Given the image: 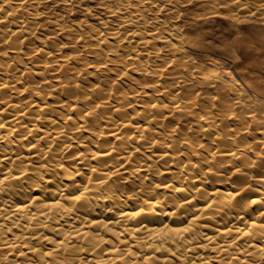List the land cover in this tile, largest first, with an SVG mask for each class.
<instances>
[{"label": "bare ground", "instance_id": "1", "mask_svg": "<svg viewBox=\"0 0 264 264\" xmlns=\"http://www.w3.org/2000/svg\"><path fill=\"white\" fill-rule=\"evenodd\" d=\"M82 1L0 0V264H264V100L185 33L264 0Z\"/></svg>", "mask_w": 264, "mask_h": 264}, {"label": "rangeland", "instance_id": "2", "mask_svg": "<svg viewBox=\"0 0 264 264\" xmlns=\"http://www.w3.org/2000/svg\"><path fill=\"white\" fill-rule=\"evenodd\" d=\"M81 4L83 6L74 4L71 14L66 15L68 21L79 20L86 16L82 20H88L89 24L96 25V19L104 18L95 0H83ZM204 7L205 5L199 0H193L187 6L180 5L179 8L183 15L180 19L181 25L191 24L195 15H202L205 12ZM82 8H87L88 13L80 12ZM54 12L61 13L62 9L56 7ZM244 23L235 25L223 16L199 17L194 29L185 27V33L191 43V45H186V51L197 59L195 63L198 62L199 66H207L210 59L216 60L224 69L230 70V73L235 76L233 78L240 80L241 85L246 87L250 93L252 92L251 94L264 100V41L262 40L264 25L256 19ZM236 38L243 42L237 48L231 45Z\"/></svg>", "mask_w": 264, "mask_h": 264}, {"label": "snow or ice", "instance_id": "3", "mask_svg": "<svg viewBox=\"0 0 264 264\" xmlns=\"http://www.w3.org/2000/svg\"><path fill=\"white\" fill-rule=\"evenodd\" d=\"M262 7H264V5H262ZM253 15H254V13H253ZM0 127H2V126H0ZM75 199H79V197H74ZM262 223H264V221H262ZM190 229H184V231H189ZM247 234V233H246Z\"/></svg>", "mask_w": 264, "mask_h": 264}]
</instances>
